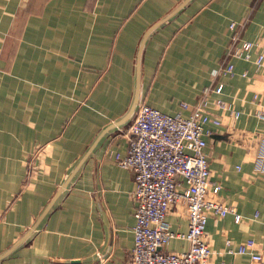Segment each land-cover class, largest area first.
Segmentation results:
<instances>
[{"label": "crops", "instance_id": "0c3cea01", "mask_svg": "<svg viewBox=\"0 0 264 264\" xmlns=\"http://www.w3.org/2000/svg\"><path fill=\"white\" fill-rule=\"evenodd\" d=\"M183 2L0 0V255L31 228L83 159L36 228L0 264L127 261L133 176L113 154L125 153L132 116L102 132L129 109L143 36ZM263 29L264 0H188L147 35L139 54L138 102L187 116L206 92L205 111L219 118L206 137L209 182L219 186L209 198L242 218L208 216L211 264H258L226 253V239L233 248L252 239L264 256V121L254 116L264 109V60L257 68L228 56L234 34L254 40ZM258 51L264 56V42ZM227 62L232 76L211 75ZM216 98L239 117L217 107ZM167 220L173 230H186L182 201ZM184 246L174 240L166 249Z\"/></svg>", "mask_w": 264, "mask_h": 264}, {"label": "built area", "instance_id": "2783aa9c", "mask_svg": "<svg viewBox=\"0 0 264 264\" xmlns=\"http://www.w3.org/2000/svg\"><path fill=\"white\" fill-rule=\"evenodd\" d=\"M235 26V22H230L228 28L233 30ZM262 42L264 29L254 40L234 34L228 56L260 68L264 56L258 49ZM218 72L232 76L234 65L227 62L211 75ZM240 76L246 77L247 73L241 72ZM222 88L223 84L219 83L212 91L219 95ZM213 101L233 118L239 117L240 112L220 98ZM207 104L205 92L191 113L184 116L181 112L168 114L138 102L128 127V147L124 154H113L115 163L133 176V246L124 264H211V250L204 241L208 216L232 215L235 223L241 220L242 216L234 208L209 198V193H218L219 186L209 182L206 137L210 134L209 126H217L220 121L205 111ZM180 106L188 108L185 102ZM254 116L264 121V109H257ZM179 201L184 203L186 210L185 231L173 230L167 220L169 210ZM253 217H257V213ZM174 240L185 246L180 251H167ZM225 252L247 255L251 261L264 264V256L254 250L252 239L235 248L226 239Z\"/></svg>", "mask_w": 264, "mask_h": 264}, {"label": "water", "instance_id": "95a60500", "mask_svg": "<svg viewBox=\"0 0 264 264\" xmlns=\"http://www.w3.org/2000/svg\"><path fill=\"white\" fill-rule=\"evenodd\" d=\"M188 0H184L183 4L185 2H187ZM182 4V5H183ZM181 5V6H182ZM180 6V7H181ZM179 7V8H180ZM179 8H177L176 10H174L173 12H171V14L167 15L165 18H163L162 20H160L159 22L155 23L153 26H151L147 32L145 33V35L142 38V41L140 43L139 46V51H138V57L136 58V69H135V90H134V94H133V98L131 101V104L129 106L128 111L124 114V116H122V118H120V120L114 122L113 124H111L110 126H108L105 130H103L102 133H105L106 131H108L109 129H111L114 126L123 124L124 122H126L131 116H133L136 106L138 104V98H139V85H140V81H139V54L142 48V45L145 41V38L147 37V35L153 30L155 29L158 25H160L161 23H163L164 21H166L168 18H170ZM83 161V159H81L79 161V163L74 167V169L70 172V174L66 177V179L64 180V182L61 184V186L58 188V190L55 192V194L53 195V197L51 198V200L48 202V204L45 206L44 210L42 211V213L40 214V216L37 218L36 222L31 226V228L24 234V236L18 240L16 243H14L9 249H7L5 252H3L0 255V260L2 258H4L5 256H7L14 248H16L20 243H22L30 234L31 232L36 228L37 224L40 222V220L43 218V216L47 213V211L52 207V205L54 204V202L56 201V199L61 195V193L65 190V188L67 187L68 182L70 181V179L73 177V175L75 174V172L77 171L79 165L81 164V162Z\"/></svg>", "mask_w": 264, "mask_h": 264}]
</instances>
